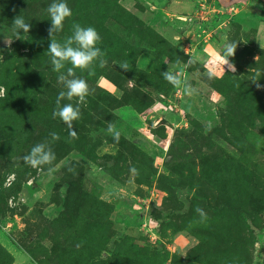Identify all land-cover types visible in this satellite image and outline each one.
Returning a JSON list of instances; mask_svg holds the SVG:
<instances>
[{
    "label": "rangeland",
    "instance_id": "374dc122",
    "mask_svg": "<svg viewBox=\"0 0 264 264\" xmlns=\"http://www.w3.org/2000/svg\"><path fill=\"white\" fill-rule=\"evenodd\" d=\"M52 2L0 0V264H264V0H66L55 38L92 26L106 53L74 70L91 90L76 139L53 117ZM227 42L235 72L216 67ZM128 112L142 122L116 141ZM45 141L56 159L37 170L23 157Z\"/></svg>",
    "mask_w": 264,
    "mask_h": 264
},
{
    "label": "clouds",
    "instance_id": "9594fccd",
    "mask_svg": "<svg viewBox=\"0 0 264 264\" xmlns=\"http://www.w3.org/2000/svg\"><path fill=\"white\" fill-rule=\"evenodd\" d=\"M47 12L51 21V27L48 29L50 43L47 53L50 56L52 70L59 73L57 77L58 82L66 89L60 91L56 98L53 117L60 118L67 125L69 136L76 139L78 136L73 122L81 118L80 105L87 103L86 98L91 94V90L87 81L76 76L74 70L93 71L97 65L103 67L106 63L104 59L106 53L98 46L102 43V37L92 26L83 27L79 23H74L72 25V34L66 37L63 42L55 38L56 34L63 31L66 19L72 16V10L66 3V0H53L48 6ZM12 25L16 39H21V30H23V33H28L31 29V24L27 23L21 15L14 17ZM236 49L237 43L235 42H227L223 45L222 54H219L217 58L219 63L216 65L220 71H225V66H227L229 70L235 72V65L230 62L229 58L234 57ZM67 65H70V67H66ZM119 66L125 71L129 70L127 62H123ZM65 69L66 71H63ZM162 75L174 87L183 88L187 95L191 96L195 94L196 89L180 73L168 69L162 72ZM214 76V71L209 72V78H214ZM257 87L259 88L261 86L257 84ZM3 91V89H0V94H3ZM73 98H76L75 106L73 103L61 105V101L65 99L72 101ZM108 131L112 133L114 140H119L120 134L111 124H109ZM49 135L52 141H57L60 138L56 132H51ZM23 159L31 167L37 170H43L44 166L53 164L56 156L49 142L45 141L33 146ZM48 170L51 171L52 169L49 167ZM69 171H72V169H69ZM130 171L138 175L137 169L132 168ZM196 212L201 219H207V215L203 209L198 207L196 208Z\"/></svg>",
    "mask_w": 264,
    "mask_h": 264
},
{
    "label": "water",
    "instance_id": "95a60500",
    "mask_svg": "<svg viewBox=\"0 0 264 264\" xmlns=\"http://www.w3.org/2000/svg\"><path fill=\"white\" fill-rule=\"evenodd\" d=\"M212 115L214 118L217 117V113L216 111H212ZM141 119L138 116L137 113L135 112H128V113H123L121 115H119L118 118H116L113 122H112V126L114 127L115 130H118L119 128H123L125 129L127 132L130 131V128L133 125H137V124H141ZM109 132V131H108ZM111 134V133H110ZM191 193V189H186L185 191H181L179 196L180 198H183L184 195Z\"/></svg>",
    "mask_w": 264,
    "mask_h": 264
},
{
    "label": "trees",
    "instance_id": "16d2710c",
    "mask_svg": "<svg viewBox=\"0 0 264 264\" xmlns=\"http://www.w3.org/2000/svg\"><path fill=\"white\" fill-rule=\"evenodd\" d=\"M196 196V195H194ZM203 199V198H202ZM153 220L157 222V224L161 223L163 221V218L153 217Z\"/></svg>",
    "mask_w": 264,
    "mask_h": 264
}]
</instances>
